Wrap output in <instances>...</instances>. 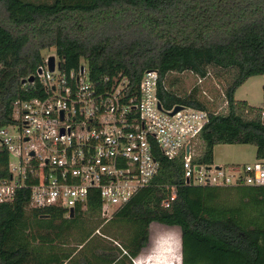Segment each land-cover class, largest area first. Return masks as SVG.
Listing matches in <instances>:
<instances>
[{
    "label": "trees",
    "instance_id": "trees-1",
    "mask_svg": "<svg viewBox=\"0 0 264 264\" xmlns=\"http://www.w3.org/2000/svg\"><path fill=\"white\" fill-rule=\"evenodd\" d=\"M52 48L65 70L86 60L94 80L123 72L137 87L146 70H158L165 108L210 113L195 163L213 165L219 144L255 145L264 160V104L236 98L264 75V0H0V128L17 100L41 92L24 80ZM186 72L221 81L227 110H212L197 89L181 92L170 76ZM161 160L152 183L108 220L97 191L71 218L31 206L27 189L0 202V264H134L153 223L181 229L182 264H264V185H188L182 158ZM7 164L0 157V177ZM168 186L177 198L165 208Z\"/></svg>",
    "mask_w": 264,
    "mask_h": 264
},
{
    "label": "built area",
    "instance_id": "built-area-1",
    "mask_svg": "<svg viewBox=\"0 0 264 264\" xmlns=\"http://www.w3.org/2000/svg\"><path fill=\"white\" fill-rule=\"evenodd\" d=\"M50 56L34 75L41 92L17 100L12 122L0 128V157L8 156L0 202L27 189L31 206L63 208L70 217L72 209L86 210L97 191L101 215L109 219L152 183L162 158L183 159L188 185H264V160L244 166L195 163L210 113L185 105L174 114L176 106L165 108L158 70H146L134 87L123 72L94 80L84 59L65 70L55 55L51 70ZM167 188L165 208L177 198L176 187Z\"/></svg>",
    "mask_w": 264,
    "mask_h": 264
},
{
    "label": "rangeland",
    "instance_id": "rangeland-1",
    "mask_svg": "<svg viewBox=\"0 0 264 264\" xmlns=\"http://www.w3.org/2000/svg\"><path fill=\"white\" fill-rule=\"evenodd\" d=\"M45 57L56 55L54 48L43 51ZM179 78L181 92L187 94L198 90L200 98L208 101L210 108L217 113L225 112L227 105L224 102V86L214 77L207 79L186 72L182 75L173 73L170 78ZM236 98L247 100L254 106L261 107L264 104V75L250 78L236 93ZM212 103V104H211ZM201 142L197 140L196 150L199 152ZM257 147L252 144H219L214 148V164L221 166L241 165L257 161ZM222 198L227 191L221 189ZM236 199L240 198L238 194ZM108 220V219H106ZM181 229L169 227L159 223L151 225L150 241L141 255L135 259L134 264H182Z\"/></svg>",
    "mask_w": 264,
    "mask_h": 264
},
{
    "label": "water",
    "instance_id": "water-1",
    "mask_svg": "<svg viewBox=\"0 0 264 264\" xmlns=\"http://www.w3.org/2000/svg\"><path fill=\"white\" fill-rule=\"evenodd\" d=\"M49 65H50V69L51 70H54V67H55V55H51L50 56V58H49ZM35 80V76L33 75V76H31L29 79H26V80H24V83L26 82V81H31V82H33ZM183 108V106L182 105H177L176 107H175V110L173 111V114L174 113H176V112H178L179 110H181ZM188 153H189V146H188ZM210 168V167H209ZM198 169H200V166H198ZM75 212H74V210L72 209L71 210V214H70V217H74V214Z\"/></svg>",
    "mask_w": 264,
    "mask_h": 264
},
{
    "label": "crops",
    "instance_id": "crops-1",
    "mask_svg": "<svg viewBox=\"0 0 264 264\" xmlns=\"http://www.w3.org/2000/svg\"><path fill=\"white\" fill-rule=\"evenodd\" d=\"M257 160H258V159H257ZM139 256H140V255H139ZM137 258H138V257H137ZM137 258H136V259H137ZM134 262H135V260H134ZM135 264H136V263H135Z\"/></svg>",
    "mask_w": 264,
    "mask_h": 264
}]
</instances>
